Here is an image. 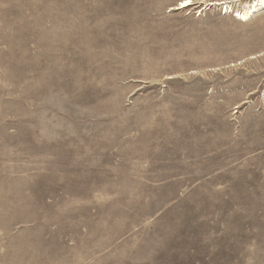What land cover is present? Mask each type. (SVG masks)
<instances>
[{
    "label": "rangeland",
    "instance_id": "obj_1",
    "mask_svg": "<svg viewBox=\"0 0 264 264\" xmlns=\"http://www.w3.org/2000/svg\"><path fill=\"white\" fill-rule=\"evenodd\" d=\"M183 1L0 0V264H264V10Z\"/></svg>",
    "mask_w": 264,
    "mask_h": 264
},
{
    "label": "bare ground",
    "instance_id": "obj_2",
    "mask_svg": "<svg viewBox=\"0 0 264 264\" xmlns=\"http://www.w3.org/2000/svg\"><path fill=\"white\" fill-rule=\"evenodd\" d=\"M192 4V0H184L180 5L181 8H188L192 6ZM262 10H264V0H254L252 2L247 1L237 11H234V14L237 20L246 23L251 20L256 13H259Z\"/></svg>",
    "mask_w": 264,
    "mask_h": 264
}]
</instances>
